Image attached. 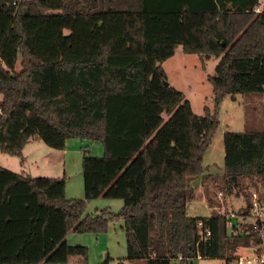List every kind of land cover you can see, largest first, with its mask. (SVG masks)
I'll use <instances>...</instances> for the list:
<instances>
[{"label": "trees", "instance_id": "16d2710c", "mask_svg": "<svg viewBox=\"0 0 264 264\" xmlns=\"http://www.w3.org/2000/svg\"><path fill=\"white\" fill-rule=\"evenodd\" d=\"M260 1L0 0V151L23 158L30 140L65 150L71 138L105 150L83 155L84 198L67 197L65 177L0 165V264L87 258L88 248L68 244L67 234L106 232L118 221L127 259L147 264L200 256L231 264L239 248L262 242L252 223H242L246 234L230 233L229 209L188 213L195 178L226 193L245 177L264 181V130L224 133L220 175L205 160L225 97L264 93V12L252 10ZM179 45L204 60L219 58L208 75L214 105L203 115L166 84L163 63ZM99 197L122 199L121 212L87 213Z\"/></svg>", "mask_w": 264, "mask_h": 264}, {"label": "rangeland", "instance_id": "374dc122", "mask_svg": "<svg viewBox=\"0 0 264 264\" xmlns=\"http://www.w3.org/2000/svg\"><path fill=\"white\" fill-rule=\"evenodd\" d=\"M219 58L202 59L196 53H186L183 46L179 45L173 57L163 63L167 72L168 82L177 89L184 92L187 99L192 103L193 110L203 115L205 106L213 107V85L208 80L209 74H216ZM1 98V96H0ZM168 118L167 114H164ZM221 124L218 129V136H222L224 130L246 131L264 130V93L227 95L219 108ZM42 141V140H41ZM41 149L33 151L29 161L24 163L23 158L12 156L0 151V165L16 172H24L32 176H61L67 180V197L84 198V176L82 169L83 155L88 153L93 156H103L104 146L99 141L82 140L71 138L67 141V154L50 147L42 142ZM53 151L54 159L49 160L47 154ZM56 158V160H55ZM208 161V160H207ZM27 166L29 168H27ZM223 169L220 171V173ZM221 178V177H220ZM219 178V179H220ZM218 179V178H217ZM203 182H207L204 186ZM242 185L232 193L221 194L215 182L211 179L201 181L200 178L192 180L196 187V195L189 200L190 213L194 216H204L207 213L225 212L226 209L238 211L243 208L249 210V215L243 218L235 217L236 222L244 221L254 223L257 217L248 208L246 195L260 189L264 193V181L262 178L245 177L241 180ZM210 193V194H209ZM253 195V193H252ZM209 197L214 203L209 202ZM122 199L99 197L88 202L87 213H98L102 209H110L120 213L123 208ZM215 207L216 210L209 207ZM242 217V216H241ZM70 245H82L88 248V257L72 256L70 264H144L136 260L127 259V238L123 228V222H111L108 231L101 233L75 232L71 230L66 236ZM251 249L241 247L235 256L250 253ZM190 264H227L226 257H198L192 259ZM237 264V257L231 262Z\"/></svg>", "mask_w": 264, "mask_h": 264}, {"label": "built area", "instance_id": "2783aa9c", "mask_svg": "<svg viewBox=\"0 0 264 264\" xmlns=\"http://www.w3.org/2000/svg\"><path fill=\"white\" fill-rule=\"evenodd\" d=\"M252 10L255 13L264 12V0H261L256 6L253 7ZM251 210L257 217L256 222L252 223L253 227L256 230L261 231L262 242H253L252 246L248 248L251 249L250 253L238 255L237 264H264V193H261L260 189L253 191ZM238 216L240 218L244 217L242 215H238L234 210H229L227 213L226 217L229 231L230 233L246 234V230L244 229L242 223L247 222H236L234 218ZM260 222L262 224H260ZM210 234L211 232L208 231L207 235Z\"/></svg>", "mask_w": 264, "mask_h": 264}, {"label": "crops", "instance_id": "0c3cea01", "mask_svg": "<svg viewBox=\"0 0 264 264\" xmlns=\"http://www.w3.org/2000/svg\"><path fill=\"white\" fill-rule=\"evenodd\" d=\"M226 131H227V129L224 130V132H222V136H218V134H217L218 132L216 133L214 140H213V143H212L211 147L209 148V150L207 151V154L205 157L206 164L209 166V172L213 173L214 175H220V171L222 169H224V164H225L224 133ZM42 142L43 141H41V140L33 139V140H30L25 145V147L23 149V161H22L23 162V166H22L23 168L25 167L24 163L29 161L30 154L33 151H37L38 149L43 148L41 145ZM60 152H61V154H67V153H65V152H67V149L60 151ZM55 154L56 153H54L53 151H50L47 154V158L49 160H52V159H54ZM55 160H56V158H55ZM27 168H29V167L27 166ZM200 179H201V181H203L202 177H200ZM206 184H207V182H203L204 186ZM84 196H85V194H84ZM209 207H210V204H209ZM210 209L216 210L215 207H210ZM188 213H189V215L194 216V214L190 213V204L188 205ZM210 215H212V213L204 214V216H210ZM142 261L144 262V264H147V260H141L139 262H142Z\"/></svg>", "mask_w": 264, "mask_h": 264}, {"label": "water", "instance_id": "95a60500", "mask_svg": "<svg viewBox=\"0 0 264 264\" xmlns=\"http://www.w3.org/2000/svg\"><path fill=\"white\" fill-rule=\"evenodd\" d=\"M166 84H169V82H168V81H166Z\"/></svg>", "mask_w": 264, "mask_h": 264}]
</instances>
